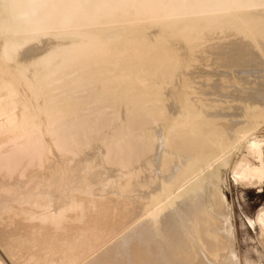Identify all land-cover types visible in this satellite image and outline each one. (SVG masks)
Wrapping results in <instances>:
<instances>
[{
	"label": "bare ground",
	"instance_id": "1",
	"mask_svg": "<svg viewBox=\"0 0 264 264\" xmlns=\"http://www.w3.org/2000/svg\"><path fill=\"white\" fill-rule=\"evenodd\" d=\"M226 169L264 184V0H0V264H242Z\"/></svg>",
	"mask_w": 264,
	"mask_h": 264
},
{
	"label": "rangeland",
	"instance_id": "2",
	"mask_svg": "<svg viewBox=\"0 0 264 264\" xmlns=\"http://www.w3.org/2000/svg\"><path fill=\"white\" fill-rule=\"evenodd\" d=\"M228 171L225 170L226 180L222 189L232 212L222 217L232 230L233 256L242 264H264V238L255 221L258 211L264 206V184L261 187L236 184ZM210 194V190H206L203 197L209 198ZM207 208L206 211H210L207 214L214 218L216 214L210 200Z\"/></svg>",
	"mask_w": 264,
	"mask_h": 264
}]
</instances>
